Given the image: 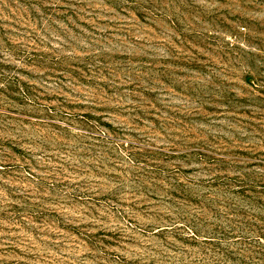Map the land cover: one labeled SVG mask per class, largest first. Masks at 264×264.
<instances>
[{
	"label": "rangeland",
	"instance_id": "obj_1",
	"mask_svg": "<svg viewBox=\"0 0 264 264\" xmlns=\"http://www.w3.org/2000/svg\"><path fill=\"white\" fill-rule=\"evenodd\" d=\"M0 264H264V0H0Z\"/></svg>",
	"mask_w": 264,
	"mask_h": 264
}]
</instances>
